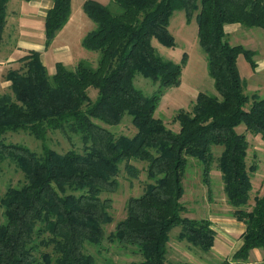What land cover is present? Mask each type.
I'll return each instance as SVG.
<instances>
[{
	"label": "trees",
	"instance_id": "trees-1",
	"mask_svg": "<svg viewBox=\"0 0 264 264\" xmlns=\"http://www.w3.org/2000/svg\"><path fill=\"white\" fill-rule=\"evenodd\" d=\"M7 2L0 0V40ZM82 9L95 23L81 40L83 48L99 53L95 67L85 60L71 69L57 63L49 74L40 53L31 51L5 75L10 92L0 93V162H13L23 181L0 197V264H95L83 244H99L103 225L111 221L110 199L101 194L117 187L120 164L129 177L139 175L133 160L145 164L146 186L128 198L112 235L135 247L140 264H190L167 262L169 233L180 226L177 240L203 252L212 247L210 220L182 216L181 198L189 158L201 165L202 181L210 182L214 145L222 146L217 160L226 202L245 225L232 260L246 261L252 249H264V195H254L246 209L256 170L254 162L247 164L246 133L264 139V97L245 92L237 66L242 54L255 67L254 51L229 44L224 34L229 23L264 32V0H85ZM176 9L184 10L187 21L195 14L216 94L200 91L190 110H177L174 132L154 112L163 91L179 84L185 56L179 63L162 58L152 38L174 45L168 25ZM70 13L71 0H53L44 18L46 47ZM136 73L157 83L153 94L135 86ZM89 87L97 89L94 100ZM124 114L136 128L132 136H116L100 124H118ZM65 128L79 135L81 152L43 145L38 153L4 140L8 131L21 130L44 141L48 131Z\"/></svg>",
	"mask_w": 264,
	"mask_h": 264
},
{
	"label": "rangeland",
	"instance_id": "rangeland-1",
	"mask_svg": "<svg viewBox=\"0 0 264 264\" xmlns=\"http://www.w3.org/2000/svg\"><path fill=\"white\" fill-rule=\"evenodd\" d=\"M84 1L72 0V10L74 21L78 23L83 33H86L95 27V23L82 9ZM96 1L105 5L111 3V0ZM10 4L11 1L8 5L10 6ZM34 21L36 22V20ZM237 24L229 23L224 26L227 42L231 45L241 44L245 48L252 49L254 51L253 59L255 64H264V32L262 29L238 24L242 29L234 32L232 29ZM168 29L174 38V45H164L156 38H152V45L162 58L179 63L184 55L185 63L181 71L179 84L168 87L163 91L158 99L154 116L160 118L168 128L176 132L179 129V124L173 121V116L177 110H190L197 93L200 91L212 94H216V91L213 87V80L207 72L205 55L198 43L195 14L187 21L183 9L174 10L169 20ZM73 49L76 53H79V59L88 61L92 67L96 66L99 57L98 52L83 48L80 41L75 43ZM50 65L55 66V64ZM63 65L71 69L75 64ZM237 66L240 76L246 84L245 92L252 95L256 91L255 93L259 97H264V68L261 71H255V67H252L242 54H239L237 57ZM254 83H259V86L254 88ZM134 84L147 95L153 94L157 89V83H153L151 79L143 77L140 73L135 74ZM87 93L94 100L97 96V89L89 87L87 88ZM131 119L129 114H124L118 124L108 125L102 122L100 124L116 136H132L136 128ZM236 129L239 132H243L244 126L239 125ZM246 138L249 144L246 159L247 164L250 165L254 161L259 163V170L256 171L257 174L255 176L253 174L252 190L250 192L251 202H253L255 193L258 190L264 189V141L260 139V135H252L248 132L246 133ZM4 140L6 143L21 144L38 153L41 152L43 145L57 152H65L69 149L79 152L83 150V143L79 135L70 132L67 128L48 131L44 141L21 130L8 131L4 135ZM221 151V145L212 146L214 158L211 164L210 182L208 184L202 181L201 165L198 161L193 158L188 159V165L182 179L184 187V194L181 198L184 206L182 216L200 219L209 217L210 215L213 216L218 211H223L225 195L217 160ZM132 162L140 169L139 175L135 178L129 177L122 163L120 164V172L116 177L117 187L111 191H104L101 194L102 198L110 199L107 211L111 216V221L103 225L104 235L99 244H93L88 241H85L83 244V251L93 255L95 264H140L142 261L141 255L136 251L134 246L119 244L112 235L115 232L116 223L126 215V202L128 198L139 196L146 186L145 164L134 160ZM22 181L23 174L13 162L9 159H4V161L0 162V197L9 186H18ZM246 209H248L247 206ZM2 211L3 209L0 205V221L4 219ZM179 232L180 226H175L169 233L172 245L168 244L171 250L167 251V262L173 260L171 252L174 250V245H177L178 242H181L180 245L187 243L185 240H177L176 236Z\"/></svg>",
	"mask_w": 264,
	"mask_h": 264
},
{
	"label": "crops",
	"instance_id": "crops-1",
	"mask_svg": "<svg viewBox=\"0 0 264 264\" xmlns=\"http://www.w3.org/2000/svg\"><path fill=\"white\" fill-rule=\"evenodd\" d=\"M52 5L53 0H8L6 23L0 40V93L10 92L8 91L10 81L5 78L7 71L18 67V64H20L19 59L31 51L40 53L41 61L48 73L55 72V66L50 64H77L80 60H84L79 59L80 55L75 52L73 47L79 41L81 44L83 36L88 31L83 33L78 23L74 21L72 0L71 13L67 22L56 33L50 44L47 47L44 45V18L46 11ZM238 24L232 29L234 32L242 29L241 24ZM262 68H264V64H255V71H261ZM253 86L257 88L259 83H254ZM255 92L253 94L258 95ZM261 140L264 141V139ZM254 163L256 164V170L253 173L255 176L256 171L259 170V163L256 161ZM252 179L253 175L251 182ZM258 192L255 195H264V189L258 190ZM252 205L253 202L250 198L247 208L250 209ZM231 210L232 208L227 204L225 198L223 211L205 217L210 220L211 227L216 233L213 245L207 252L194 248L188 243L180 245L181 242H178L177 245L173 244L174 250L171 252L173 260L171 263L187 261L190 264H264V249L262 248L252 249L246 261L232 260L233 253L242 244L241 234L245 229V225L231 214ZM168 244L172 245L170 240ZM169 245L168 252L171 250Z\"/></svg>",
	"mask_w": 264,
	"mask_h": 264
}]
</instances>
